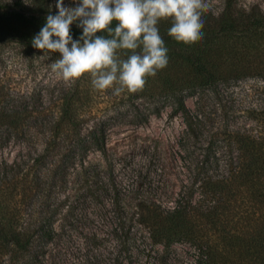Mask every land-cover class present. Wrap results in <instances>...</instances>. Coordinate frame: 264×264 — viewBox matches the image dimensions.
Here are the masks:
<instances>
[{
  "label": "rangeland",
  "instance_id": "374dc122",
  "mask_svg": "<svg viewBox=\"0 0 264 264\" xmlns=\"http://www.w3.org/2000/svg\"><path fill=\"white\" fill-rule=\"evenodd\" d=\"M15 1L0 3L12 5ZM20 1L31 13L58 15L59 0ZM234 1L241 7L264 10V0ZM225 2L205 0V12H219ZM81 3L64 0L65 7ZM12 35H0V178L15 175L14 199L22 201L27 221L42 223L50 230L51 218L55 228L52 237H36L34 255L24 264H174L193 260L198 251L189 241L165 247L153 240L141 219L140 206L150 202L161 207L174 205L212 133L243 125L249 121L252 106L264 105V79L245 76L200 93L186 92L192 111H197V102L203 109L205 123L198 138L186 129L184 115L173 113L171 99H163L159 104L162 112L145 121V113L156 111L157 104L127 91L117 96L111 89L97 90L84 111H97L95 119L101 118L107 132L106 151L91 144L85 156L73 158L64 176L53 183L49 168L56 154L45 148L60 97L71 84L51 67L62 58L61 53L45 55L28 39ZM92 121H86L85 129ZM222 145L219 141L218 147ZM14 180L6 181L3 188H12Z\"/></svg>",
  "mask_w": 264,
  "mask_h": 264
},
{
  "label": "trees",
  "instance_id": "16d2710c",
  "mask_svg": "<svg viewBox=\"0 0 264 264\" xmlns=\"http://www.w3.org/2000/svg\"><path fill=\"white\" fill-rule=\"evenodd\" d=\"M47 16L29 12L20 0L12 5L0 3V35L11 33L32 42L46 25ZM203 20V39L194 45L177 42L168 35L170 20L159 23L169 64L148 78L143 91L132 93L158 105L156 111L145 113V121L162 112L159 104L163 99H171L173 113L184 115L186 129L197 138L205 123L203 109L197 102V111H192L186 92L200 93L245 76L264 79L262 8L241 7L234 0H226L219 12H205ZM79 23L74 22L70 31L73 40L82 44L83 29ZM117 25L118 21H113L111 27ZM96 35L107 37L106 32ZM119 55L126 59L127 50H120ZM96 91L90 78L85 77L71 84L60 97L45 148L56 154L49 168L53 183L64 176L73 158L84 157L91 146L106 151L107 132L101 118L95 119L97 111H84ZM247 117L249 121L243 125L212 133L213 138L191 167L193 174L173 206L161 207L156 202L140 206L141 219L155 242L170 247L187 240L197 249L193 260L174 264H264V105L252 106ZM92 118L90 128L85 129L86 121ZM13 176L0 178V264L29 261L34 255L36 237H52L55 230L51 218L50 230L42 223L27 221L22 201L14 199L18 181ZM12 178V188L4 189V183ZM52 210L51 217L55 213Z\"/></svg>",
  "mask_w": 264,
  "mask_h": 264
},
{
  "label": "clouds",
  "instance_id": "9594fccd",
  "mask_svg": "<svg viewBox=\"0 0 264 264\" xmlns=\"http://www.w3.org/2000/svg\"><path fill=\"white\" fill-rule=\"evenodd\" d=\"M56 6L58 15L47 16L33 47L45 55L62 54L51 67L65 83L87 77L94 89H111L117 96L143 91L148 78L168 66V48L158 27L161 21H171L170 37L194 45L203 39L207 9L205 0H82L75 8L59 0ZM76 21L83 29L82 44L71 35L70 26ZM113 21H118L115 28ZM97 32H106L107 37ZM120 50H127L126 59L120 58Z\"/></svg>",
  "mask_w": 264,
  "mask_h": 264
}]
</instances>
